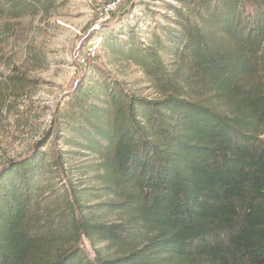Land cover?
Here are the masks:
<instances>
[{
    "label": "trees",
    "instance_id": "obj_1",
    "mask_svg": "<svg viewBox=\"0 0 264 264\" xmlns=\"http://www.w3.org/2000/svg\"><path fill=\"white\" fill-rule=\"evenodd\" d=\"M43 1L0 0V19L35 13ZM175 12L146 41L139 22L117 36L105 23L95 38L162 89L193 94L151 100L100 80L95 68L84 74L44 148L53 137L95 159L84 175L95 173L99 187L54 186L48 169L64 150L7 164L0 264H264V0H191ZM84 238L115 256L94 246L92 259Z\"/></svg>",
    "mask_w": 264,
    "mask_h": 264
},
{
    "label": "rangeland",
    "instance_id": "obj_2",
    "mask_svg": "<svg viewBox=\"0 0 264 264\" xmlns=\"http://www.w3.org/2000/svg\"><path fill=\"white\" fill-rule=\"evenodd\" d=\"M109 2L44 0L45 6L40 5L41 9L35 13L29 12L20 18L6 15L0 19V171L12 161H20L34 151H48L52 147L51 155L62 150L70 152L60 165L52 164L48 169L54 174V186L64 184L69 191L99 187L95 173L84 175L93 169L95 159L74 156L71 154L74 150L53 144L55 112L64 110L67 96L74 90L76 82L93 68L100 80H120L130 93L142 98L154 100L164 97L166 92L175 95L191 92L185 91L186 88L177 92L162 89L152 82L142 67L110 52L95 38L97 29L105 23V28L112 27L111 31L117 36L124 26L129 32L130 28L135 30L139 22L137 34L146 41V32L172 25L170 19H175V10H186L191 0H123L112 18L104 22L100 13ZM132 3L135 12L126 14L124 10ZM144 15L142 23L138 18ZM102 34L105 38V32ZM123 39L128 41L130 36L126 34ZM95 43L98 44L97 53L92 57L89 48ZM163 57L168 68L174 69L171 54ZM17 78H24L20 85L11 81L16 82ZM51 134V145L49 149L44 148ZM108 200L92 199L88 205ZM106 218L115 220L116 216L107 214ZM84 246L92 259L95 258V247L105 257L115 256V251L108 250L107 244L99 240L92 244L84 238Z\"/></svg>",
    "mask_w": 264,
    "mask_h": 264
},
{
    "label": "built area",
    "instance_id": "obj_3",
    "mask_svg": "<svg viewBox=\"0 0 264 264\" xmlns=\"http://www.w3.org/2000/svg\"><path fill=\"white\" fill-rule=\"evenodd\" d=\"M123 0H110V2L103 8V10L100 13L101 20L106 22L109 21L112 18V15L119 9V7L122 5ZM99 29V28H98ZM99 44H101L102 39L97 38ZM98 44H93L89 48V55L92 57L96 56L97 53ZM78 82H76L77 86Z\"/></svg>",
    "mask_w": 264,
    "mask_h": 264
}]
</instances>
